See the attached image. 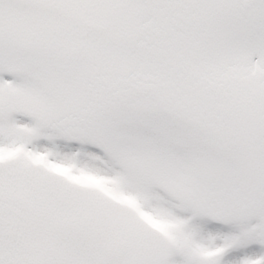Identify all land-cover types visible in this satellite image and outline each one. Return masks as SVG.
<instances>
[{
  "label": "snow or ice",
  "instance_id": "obj_1",
  "mask_svg": "<svg viewBox=\"0 0 264 264\" xmlns=\"http://www.w3.org/2000/svg\"><path fill=\"white\" fill-rule=\"evenodd\" d=\"M0 264H264V0H0Z\"/></svg>",
  "mask_w": 264,
  "mask_h": 264
}]
</instances>
